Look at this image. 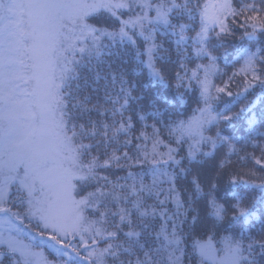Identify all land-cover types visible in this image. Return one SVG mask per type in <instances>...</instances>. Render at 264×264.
Returning <instances> with one entry per match:
<instances>
[{"label":"snow or ice","instance_id":"snow-or-ice-1","mask_svg":"<svg viewBox=\"0 0 264 264\" xmlns=\"http://www.w3.org/2000/svg\"><path fill=\"white\" fill-rule=\"evenodd\" d=\"M0 264H264V0H0Z\"/></svg>","mask_w":264,"mask_h":264},{"label":"trees","instance_id":"trees-1","mask_svg":"<svg viewBox=\"0 0 264 264\" xmlns=\"http://www.w3.org/2000/svg\"><path fill=\"white\" fill-rule=\"evenodd\" d=\"M235 43L238 45V44H240L242 42L237 38L236 41H235ZM233 59H234V57H233ZM229 63H231V59H230ZM221 103H223V101Z\"/></svg>","mask_w":264,"mask_h":264}]
</instances>
